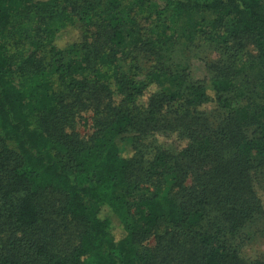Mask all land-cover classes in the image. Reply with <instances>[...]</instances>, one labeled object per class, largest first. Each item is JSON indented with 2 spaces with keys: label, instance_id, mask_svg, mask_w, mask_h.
<instances>
[{
  "label": "trees",
  "instance_id": "obj_1",
  "mask_svg": "<svg viewBox=\"0 0 264 264\" xmlns=\"http://www.w3.org/2000/svg\"><path fill=\"white\" fill-rule=\"evenodd\" d=\"M164 1L168 24L143 46L166 50L179 20L208 15L229 25L218 29L225 48L250 38L255 62L240 65L235 48L207 82L159 61L140 79L123 67L139 43L124 0H0V264H264L241 254V231L261 212L264 0ZM77 23V39L57 47ZM27 32L30 46L18 40ZM80 101L98 115L88 141L66 130ZM155 132L185 145L150 146ZM162 210L170 230L142 249ZM72 225L75 241L57 245Z\"/></svg>",
  "mask_w": 264,
  "mask_h": 264
},
{
  "label": "rangeland",
  "instance_id": "obj_2",
  "mask_svg": "<svg viewBox=\"0 0 264 264\" xmlns=\"http://www.w3.org/2000/svg\"><path fill=\"white\" fill-rule=\"evenodd\" d=\"M104 2L105 0H100V8H102ZM124 2L126 10L129 13L128 18L132 20V23L127 26L128 31L131 33L129 39L135 40L138 38L136 41L139 43L137 44V48L131 47L130 56L125 54L122 57L124 59L123 67L127 73H135L134 76L137 78L143 79L154 65H158L159 61L162 67L168 63L172 64L171 67L174 66L173 68L177 67L181 69V73L186 74L191 80L207 82L216 69L221 68L228 57L234 54L235 50L232 51L231 49L235 48L238 49L237 57L240 65L247 67L251 64L250 62H255L256 52L252 40L247 37H237L236 39H231L228 43V47L232 48H225L226 44L218 39V29L224 30L229 25L218 26L214 23L215 18L208 15H186L182 20H179L176 23L174 40L166 47V50L158 51L152 45L143 46L145 37L150 39V42H153V39L155 40L156 37L154 31H157V28L163 29L166 27L168 24L169 8L166 7L164 0H124ZM200 20H202V28L201 30H197L196 21ZM32 29L34 30L35 28L32 27ZM27 33L25 36L19 34V39L18 36H15V38L21 41L22 44L30 46L29 39L34 37V32ZM80 33H82V28L78 23L75 26L66 27L61 31L56 40L57 47L63 48L66 44L73 42ZM150 33L153 37H150ZM26 35H28L27 38H25ZM15 41L17 42V40ZM19 46L14 45L15 49L19 51L27 48V46L26 48L24 46L19 48ZM254 77L255 75L250 74L248 79L252 80ZM83 105L81 101L77 103L74 121L66 130L78 139L88 141L96 130L98 115L95 114L91 106L85 108ZM205 109L208 110V114L210 113L208 124L215 128L222 119L219 113L220 110L217 109V105L213 102L208 103ZM171 115L174 116L175 114L172 112ZM145 141L150 146H156L161 150L170 152L181 149L186 142L173 132H155L153 135L147 136ZM121 144L124 147H130L131 145L128 139H125ZM188 183L189 180L185 182V184ZM255 190L261 203V212L248 221L241 231L243 243L241 254L248 263L253 261L264 262V167L256 173ZM48 197L55 208L61 204L59 195L52 194L48 195ZM164 211H161L162 219L159 225L142 242V249H153L157 243L156 239L158 240L159 237L164 235L166 236V231L170 230L169 225L165 221V216H163ZM79 229L78 225L66 228L68 230L66 236L59 238V241H56L57 245L63 244L64 247L71 246L73 241H75L74 238ZM178 238H174V240L176 241ZM164 243L168 245V239ZM182 244L183 241L180 238L179 241L170 244L172 246L171 250L181 249Z\"/></svg>",
  "mask_w": 264,
  "mask_h": 264
}]
</instances>
